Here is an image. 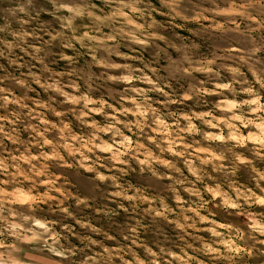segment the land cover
<instances>
[{"label":"rangeland","instance_id":"rangeland-1","mask_svg":"<svg viewBox=\"0 0 264 264\" xmlns=\"http://www.w3.org/2000/svg\"><path fill=\"white\" fill-rule=\"evenodd\" d=\"M125 3L144 11L133 14L143 28L112 15L118 0L103 10L93 0H0V227L12 242L17 225L32 227L25 215L46 218L59 233L55 248L73 253L42 254L53 243L36 228L24 264H264V161L240 164L264 136V89L252 81L253 71L264 79V24L236 29L227 0H165L156 21L150 0ZM149 65L153 79L171 83L172 102L144 90L154 89L138 79ZM68 138L128 145L161 163L103 183L94 173L75 179L46 160L63 158ZM58 172L63 196L47 199L53 186L43 181Z\"/></svg>","mask_w":264,"mask_h":264},{"label":"clouds","instance_id":"clouds-1","mask_svg":"<svg viewBox=\"0 0 264 264\" xmlns=\"http://www.w3.org/2000/svg\"><path fill=\"white\" fill-rule=\"evenodd\" d=\"M160 7H157L156 4L150 0V5L152 11L148 13L150 17L154 21H156L155 17L156 15H163V8L161 5L165 3V0H158ZM182 0H167L168 5H178L181 3ZM214 2V0H213ZM105 0H100L99 4L95 3V0H93L92 7L96 9L103 10ZM118 3L121 5L120 8H118L117 11L113 12V16L123 17L126 19L127 23L132 24L133 26L137 28H143L144 24L142 20L133 19L134 13H139L141 17L144 15V11L138 7L130 6L125 3V0H118ZM228 6L231 9L227 15L231 17L230 23L234 24L236 29L240 28V24L243 23L247 27H251L252 25L260 26L264 24V0H227ZM67 12L74 11L73 6L70 4H62L60 6ZM125 8L128 10L125 11ZM78 15H83V12H78ZM91 14V13H90ZM176 14V8L171 7L169 9V15L172 16L173 19H175ZM129 17H132L131 20H129ZM181 19H187V17L181 16ZM71 24V21L64 24V28H69ZM149 27L151 25H148ZM121 31L123 29H120ZM166 36L161 34V39H165ZM112 39H115V36L112 37ZM140 43H144L143 40H139ZM129 58H131L129 56ZM210 71L211 69H207ZM235 72H240V69H234ZM141 75L138 77V79L141 82V85H144L145 83L154 85V89H144L145 91L154 90L156 92L161 93L165 100L161 101V104H166L172 102L169 98V93L166 91L167 88L171 87V83L167 80L157 81L153 79V74L156 73V70L153 69V66H148V71L144 72L143 70H140ZM187 73L191 74V71L189 70ZM159 75L164 76L162 72L159 73ZM110 78L114 79L115 77ZM252 81L255 82V84H258L261 89H264V79L261 78L258 72L253 71L252 72ZM249 81V82H252ZM126 83L131 84L132 80L131 78H126ZM224 88H228L229 85L225 84L223 85ZM253 89L254 85H252ZM75 90H79L78 88ZM135 91V88L133 89ZM191 97H186V99H190ZM115 113V109L113 110ZM98 114H101L99 112ZM122 115V113H120ZM58 116L64 115V113H57ZM112 119L115 121H118V115H113ZM102 131V130H101ZM220 140H223V136L217 137ZM96 141H99V137L97 136L95 138ZM47 143L51 144L52 141H48ZM91 143V146H84L80 139H73L68 138L67 143L64 144L60 151L63 154V158L57 157L54 155H49L46 157V160L49 162H54V164L49 163L51 165H54L58 170H64V169H70L71 171L68 172V175L72 176L73 178L77 179L78 176H87L88 174L94 173V175L91 177L95 181H99L103 183L104 181H108L112 179L113 173H119L124 176H127L129 172L134 171V165L136 166H147L148 170H151L154 165L161 163V161L156 159H146L142 158V153L138 151V149L129 147L128 145H117L112 144L107 149L100 147L99 143ZM258 146V150L255 153L253 160L249 159H242L240 160V164H247L251 165L254 160L264 161V136L258 141L254 142ZM242 148H247V144L241 142ZM98 149V151H94ZM92 153L91 155H86L85 153ZM110 153L111 155L109 157H104L103 153ZM140 172L139 175L144 174V167H139ZM82 170V171H79ZM64 179V175L62 172H58L55 175H52L51 177L47 178L43 181V184L52 185L53 187L48 192L47 199H57V197L52 196L51 194L53 192L59 193L60 196H63V193L60 191L61 187L63 185L59 184L58 182L62 181ZM31 198V197H30ZM85 198H79L76 203H85ZM261 204H264V199H261L259 201ZM24 203H27L25 201ZM62 204V201H61ZM233 207H236V205H233ZM60 211L62 213H67L69 216H72L73 213L69 211L68 207H61ZM124 211H127L125 208ZM34 216L25 215L23 217L24 221L31 220L32 221V227L22 229L21 225H17V228L21 230V234L17 235L15 232H8V236H13L16 239L19 240L20 245L26 246V245H32V247H18L16 239H14L12 242H8L6 234V228L4 226L0 227V249H4L5 251H0V264H24V262L27 260V253L28 252H35L37 250L36 246L33 244V241L35 239L34 236L28 235V233L34 232L36 228H43L46 233H49V235L43 236L42 239L44 240V243L46 244L49 240H52L53 246L44 249L43 245L39 246L40 252L43 254L45 251L53 256H59L62 260H69L70 257H72L73 253L71 250H57L55 248V245L59 242V233L56 234L55 237H53V233L55 232L53 230V225L50 223L43 222L46 218H33ZM0 219L3 221H7V218L4 216H0ZM79 222V221H78ZM84 225H90L91 227H95V225H91L90 222L85 221L81 224V226ZM67 227V226H64ZM260 235L264 236V226H262ZM27 237V238H25ZM242 251V249H237V252ZM17 253H24V256L21 258H16Z\"/></svg>","mask_w":264,"mask_h":264}]
</instances>
